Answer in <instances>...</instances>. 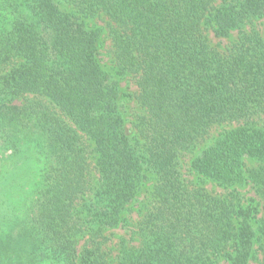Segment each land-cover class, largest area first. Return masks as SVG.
<instances>
[{"label": "trees", "instance_id": "16d2710c", "mask_svg": "<svg viewBox=\"0 0 264 264\" xmlns=\"http://www.w3.org/2000/svg\"><path fill=\"white\" fill-rule=\"evenodd\" d=\"M263 18L264 0H0V264H264Z\"/></svg>", "mask_w": 264, "mask_h": 264}, {"label": "rangeland", "instance_id": "374dc122", "mask_svg": "<svg viewBox=\"0 0 264 264\" xmlns=\"http://www.w3.org/2000/svg\"><path fill=\"white\" fill-rule=\"evenodd\" d=\"M262 28H264V18L262 20ZM105 36V35H104ZM107 38V36H105ZM210 38L213 42V44H220L221 46L224 45H229L233 40L236 38V31L232 32L230 35L226 37H221V36H216L213 32L210 33ZM108 46H109V41H108ZM107 46V47H108ZM103 51V50H102ZM110 57H104L103 56V62L109 64ZM108 66H111L110 64ZM121 89L124 92L122 95V101L124 104V116L126 118V125L127 128H131L132 131L135 130V125L136 122L138 121L137 114L142 112V108L138 105L137 101L133 97V92L135 90V86L131 81H128L126 79L121 81ZM11 153L10 150L5 151L3 146L0 145V174L5 172L6 166H7V156ZM6 159V160H5ZM189 163H186V166L189 167ZM191 177H193L195 180L199 181L198 176L192 174ZM151 183V181H150ZM203 185H205L209 190H214V191H221V186H219L217 183H214L212 181L206 180V181H201ZM149 184H146L144 189L138 194L137 198L131 203V209L127 211L124 216L127 218V226L120 228L117 231V237H122L126 236L128 237L129 231L131 229H134V226L141 220L143 217L146 207L148 204V189ZM251 186H246L247 190L249 191L250 195H254L253 189L250 188ZM251 191H250V190ZM31 195V189L28 190V188H24L18 193H13L11 196L14 199V206L15 210L18 213V221L17 223L24 224V219L22 217V214H27L25 209L28 207L29 204V197ZM22 213V214H21ZM17 215V214H16ZM129 230V231H128ZM7 231L1 230L0 229V238H4L5 235H7ZM2 250V249H1ZM40 264H58L55 260H46L41 262ZM223 264H228V263H223Z\"/></svg>", "mask_w": 264, "mask_h": 264}]
</instances>
